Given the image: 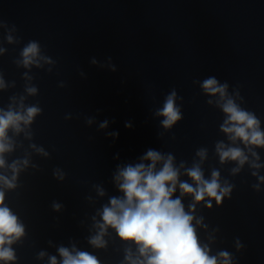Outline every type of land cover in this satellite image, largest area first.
<instances>
[{
  "label": "clouds",
  "instance_id": "1",
  "mask_svg": "<svg viewBox=\"0 0 264 264\" xmlns=\"http://www.w3.org/2000/svg\"><path fill=\"white\" fill-rule=\"evenodd\" d=\"M12 31H15L14 25ZM7 40L13 43L14 37L9 34ZM4 51L5 49L0 48V53ZM20 56L21 59L16 63L28 69L32 66L41 68L43 64L55 63L41 53V46L37 41H29ZM92 63L96 61L93 60ZM48 71L51 72L52 69L49 68ZM24 76L27 80H32L28 73H24ZM7 87L3 76L0 75V90ZM200 87L208 96L217 97L215 101L207 100V103L215 104L225 117L219 131L226 136L228 142L218 140L214 145L220 164L235 162L236 167L231 169L235 175L245 163H249V155L245 152L247 149L254 158L250 166L254 169L264 166L256 162L260 157L253 150L264 148V130L261 129L260 119L255 113L245 110L236 102L228 93L229 86L226 82L220 83L215 77H208L203 80ZM38 91L35 85L25 86L28 96H36ZM236 96H239L238 92ZM25 99L23 95L19 98L10 97L11 102L7 108H0V170L10 172V175L0 172V262L4 264L17 259L12 245L26 234L23 222L5 204V190H14L18 187L20 173L30 164L27 156L8 163L6 154L15 151L14 136L23 133L26 139H32L31 125L43 112L39 103L26 105ZM176 100L177 92L173 89L166 96L163 107L155 112L156 116L163 117L161 126L166 130L171 129L183 118L181 107L176 104ZM87 123L92 124L93 120L89 118ZM108 123L105 120L99 127L105 129ZM131 126L130 122H126L125 127ZM108 135L115 138L118 133ZM238 143L244 147L237 146ZM29 147L42 156L49 155L42 146L35 143ZM195 156L199 159H194L191 166H187L183 160L177 166L176 157L172 153L148 149L139 163L118 166L114 182L122 195L110 196L108 202L92 217L95 234L88 238V243L93 248H105L107 246L105 236L108 235L109 229H113L122 242L135 246V252L131 246L125 248L122 264H232L231 253L220 251L213 255L209 245L201 243L197 227L207 229L208 225L204 223V217H197L195 212L196 206L201 202L209 209L213 206V200L220 205L225 197H230L234 185L227 181L222 184L217 169H212L210 178H205L202 165L208 157L207 148L197 149ZM54 175L62 180L65 174L57 169ZM181 175L187 176L191 183L188 180H181ZM252 175L257 176L260 183H264V176H259L255 171ZM95 187L99 196H105L102 187ZM253 187L259 191V184ZM177 190L179 196L175 195ZM185 196L192 197L187 210L183 203ZM52 207L59 211L62 206L53 202ZM241 247L237 240V250ZM57 251L61 259L58 261L56 256H51L50 264H101L95 255L78 250L74 245L71 249L61 246ZM45 254L42 251L39 257L43 258Z\"/></svg>",
  "mask_w": 264,
  "mask_h": 264
}]
</instances>
